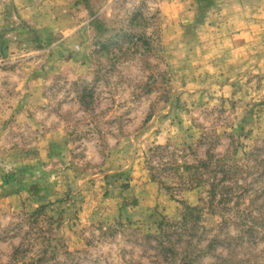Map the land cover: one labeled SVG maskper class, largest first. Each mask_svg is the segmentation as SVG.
I'll return each instance as SVG.
<instances>
[{
    "label": "rangeland",
    "instance_id": "1",
    "mask_svg": "<svg viewBox=\"0 0 264 264\" xmlns=\"http://www.w3.org/2000/svg\"><path fill=\"white\" fill-rule=\"evenodd\" d=\"M207 131L250 187L196 219L146 159ZM262 170L264 0H0V264H264Z\"/></svg>",
    "mask_w": 264,
    "mask_h": 264
},
{
    "label": "trees",
    "instance_id": "2",
    "mask_svg": "<svg viewBox=\"0 0 264 264\" xmlns=\"http://www.w3.org/2000/svg\"><path fill=\"white\" fill-rule=\"evenodd\" d=\"M200 136V142L202 141L209 145L205 147L203 156L201 157L196 156L195 158L196 150L193 147V143H184L181 148L178 146L170 147L166 143L164 145L157 144L149 148L148 159H146L147 169L149 170L151 178L157 179L167 188L205 187L203 189L205 195L201 197L200 204H184L185 211L188 214H194L196 219L200 215L199 212L206 205L209 207L220 206V204H224L223 202L228 201L233 193L239 197H243L244 194L249 192L248 188L250 186L244 184V181L240 183L238 176L243 171L249 172L248 170L251 168L229 160L227 150L224 152L225 154L214 151L211 145L214 143L215 138L219 137L214 131H207ZM188 154L191 157L194 156L195 160L190 161ZM162 174L173 177L171 183L163 179ZM257 175H264V170L260 171ZM259 190L263 191L264 186L261 189L253 186L251 192L257 193ZM43 207L44 204H41L34 211L38 212ZM37 216L38 214L35 215L32 223L36 221ZM39 237L45 238L46 236L38 232L35 238ZM57 248L58 246L48 240L46 244L41 246L39 249L40 253L37 256L28 257L25 252L29 248L22 243L15 248L11 257V264H46L49 259L48 257L55 256Z\"/></svg>",
    "mask_w": 264,
    "mask_h": 264
}]
</instances>
